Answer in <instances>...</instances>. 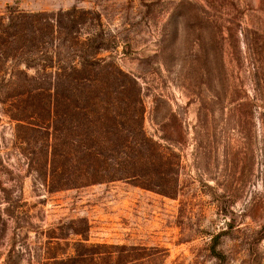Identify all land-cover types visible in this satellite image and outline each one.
<instances>
[{"label": "rangeland", "instance_id": "obj_1", "mask_svg": "<svg viewBox=\"0 0 264 264\" xmlns=\"http://www.w3.org/2000/svg\"><path fill=\"white\" fill-rule=\"evenodd\" d=\"M28 15L38 53L0 39V264H264V0H0V30ZM88 60L105 181L49 192L11 110L52 135L57 70Z\"/></svg>", "mask_w": 264, "mask_h": 264}, {"label": "trees", "instance_id": "obj_2", "mask_svg": "<svg viewBox=\"0 0 264 264\" xmlns=\"http://www.w3.org/2000/svg\"><path fill=\"white\" fill-rule=\"evenodd\" d=\"M39 16H11L10 24L4 30H0L1 37L6 34L12 37L14 42L20 40L19 34L25 35L31 48H35L41 37L42 26L38 21ZM1 25H3L1 23ZM31 25V26H30ZM47 26L44 23L45 29ZM3 27V26H2ZM24 27V29H23ZM53 28V25H52ZM25 31V34L22 31ZM34 41V43H33ZM0 42H2L0 40ZM16 44V43H15ZM7 48L0 50V59L10 57ZM93 60L85 62L83 68L76 67L60 68L57 70L53 93L55 96V122H51L53 127L52 135L44 125L27 122L28 106L23 99L18 100L11 110V119L21 124L19 129L34 131L46 135L47 144H42L37 152L40 156L31 159L32 167L36 174V181L44 185L49 192L64 189L83 188L92 184L105 181L106 166L102 152L110 149L105 143V135L108 131L94 134L93 124L104 119L111 120L109 110L103 111V100L99 96H92V88L98 82L95 77V70L99 63ZM95 74V75H94ZM57 79V80H56ZM15 83L17 86H24L21 94L34 92L27 89L26 83ZM53 83L50 82V85ZM40 89V88H38ZM51 89V88H50ZM37 97L40 94L35 93ZM27 104V103H26ZM71 106V107H69ZM49 111V115H50ZM59 125V126H58ZM51 136L53 141H51ZM70 138V140H69ZM19 139L23 140L21 136ZM114 147V146H113ZM35 148V149H37ZM34 149V151H35ZM79 234V230H77ZM64 263V262H61ZM124 264V263H122Z\"/></svg>", "mask_w": 264, "mask_h": 264}]
</instances>
